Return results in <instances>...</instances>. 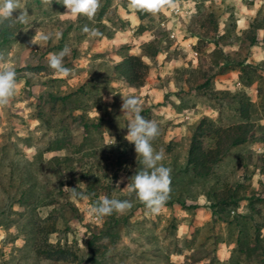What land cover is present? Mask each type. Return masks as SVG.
<instances>
[{
	"label": "rangeland",
	"instance_id": "rangeland-1",
	"mask_svg": "<svg viewBox=\"0 0 264 264\" xmlns=\"http://www.w3.org/2000/svg\"><path fill=\"white\" fill-rule=\"evenodd\" d=\"M127 1L100 0L99 10L106 8L105 12L98 10L92 20H69L58 17L64 6L56 0L52 5L21 0L29 23H15L9 27L13 37L0 42L4 54L0 67L10 65L17 73V92L7 106L0 107V264H264L262 83L257 77L247 78L243 66L237 64L243 55L247 62L264 63V34L255 31L256 44L246 52L242 49L230 63L210 62L212 58L206 55L213 45L196 42L200 33L195 22L187 14L169 17L160 11L142 23L156 30L154 37L160 42L156 57L150 59L139 54V47L130 50L134 33H127L129 38L117 45L104 43V36L116 33L110 27L124 31L125 24L116 20L114 8L116 2ZM214 5L211 0L218 16L217 30H209L207 39L218 41L227 54L239 51L236 29L234 37L221 38L230 21L228 14L234 20L231 7L222 10ZM259 5L246 19L248 24L264 13L262 0ZM104 19L108 23L100 22ZM161 20L163 26L158 25ZM5 23L8 27L9 21ZM84 25L103 35L89 37L82 33ZM173 28L190 30L195 41L189 47L171 45L185 37L177 32L170 39L167 34ZM37 30L52 34L46 44L31 43ZM56 33L62 35L57 38ZM65 45L71 52L63 63L71 73L60 78L48 67L47 57ZM138 54L148 66L142 84L134 86L111 75L113 65L124 55ZM213 90L238 96L212 100L208 92ZM129 94L139 97L145 119L157 123L160 134L152 146L155 151L164 150L161 163L171 169L170 198L158 214H151L125 188L128 178L142 167L134 144L125 139L133 116L121 112V95ZM236 106L247 108L245 117ZM203 116L213 123V133L202 139V147L223 150L210 172L197 176L186 161L193 128ZM114 139V145H107ZM233 139L237 142L232 143ZM55 160L71 163L64 167ZM20 176L24 180L19 183ZM24 182L27 186L21 188ZM71 188L88 198L72 196ZM19 192L27 195L21 203L15 200ZM229 195L238 200L224 205V219H220L211 208L219 211L217 201ZM101 197L127 199L133 206L124 213L98 217L95 224L90 208ZM244 213L253 227L258 224L259 242L246 243L236 252L238 236L254 234L250 222L243 226L244 220L239 219ZM44 221L53 224L46 242L67 246L72 255L49 260L33 252L36 230Z\"/></svg>",
	"mask_w": 264,
	"mask_h": 264
},
{
	"label": "clouds",
	"instance_id": "clouds-1",
	"mask_svg": "<svg viewBox=\"0 0 264 264\" xmlns=\"http://www.w3.org/2000/svg\"><path fill=\"white\" fill-rule=\"evenodd\" d=\"M53 0H42L44 4H51ZM62 4L66 11L61 13V19H76L84 16L88 20H92L101 7L100 0H56ZM175 0H128V7L137 12L150 14H158L165 7H173ZM19 11L18 16L14 17L13 13ZM29 13L27 8L21 3V0H0V24L9 21L8 27H12L15 23L28 24ZM13 18H15L13 20ZM82 33L89 37H100L103 34L96 28H90L84 25ZM51 33L36 31L31 43L41 46L43 42L46 44L51 38ZM62 34L56 33L59 38ZM71 49L68 45L58 53H49L47 57L48 67L60 77H67L71 73V69L63 63L65 56L69 55ZM0 60H4V54L0 53ZM17 73L10 65L0 67V107L7 106L10 100L17 92ZM110 99V98H106ZM122 104L121 112L132 114L127 123V133L125 139L134 144V150L139 157L138 163L142 166L139 171L128 178L126 185L127 195H135L136 199L142 203L151 214H158L167 200L170 198L171 192V169L165 167L161 163L165 158L164 150L155 151L152 141L160 134L159 127L155 121L145 119L141 114V103L138 96L129 94L121 95ZM112 143L107 145H114ZM123 182H117V187ZM72 189V196L87 199L83 193H77L75 188ZM133 206L130 200L109 199L101 197L95 201L90 208V212L96 217L111 215L113 212L124 213Z\"/></svg>",
	"mask_w": 264,
	"mask_h": 264
},
{
	"label": "trees",
	"instance_id": "trees-1",
	"mask_svg": "<svg viewBox=\"0 0 264 264\" xmlns=\"http://www.w3.org/2000/svg\"><path fill=\"white\" fill-rule=\"evenodd\" d=\"M109 1V0H107ZM100 14L102 10H99ZM136 17L140 21L137 25L136 30L141 32L146 29H149L148 25H142L143 21L146 19H149L150 13H144V12H137L134 11ZM228 17L230 18V21L228 24H226L225 29L222 31V36L221 38H226L227 37H234L233 31L236 29V23L235 20L231 21V14H228ZM189 21L190 22H195L196 28L198 29V36L197 41L205 40L206 44L207 43H212L213 47L211 50L208 52L206 55L207 57H210V62H217L218 59H222V62L224 65L230 63V61L233 59V56L240 55L242 49L245 50L254 44H256L257 41V34L255 31H263L262 33L264 34V13L258 17H254L250 23L248 24V30L250 31V36L248 37L247 34L245 33V30H235L240 32L237 35V39H239L237 47L240 49L239 51H232V52H222V50L219 48L218 41L215 39H207L209 35V30H217V14L213 11V8L211 7V0H208V4L204 3V0H198V2L195 5V11L191 13L189 16ZM7 23H3L2 28H0V42L5 41L13 37L14 31L9 29L6 25ZM189 30V29H188ZM190 34V30L188 31ZM264 37V36H263ZM160 50V42L157 41V39L154 37L150 40H147L145 42H142L139 45V54L145 57H148L150 59H153L156 57L158 51ZM86 51H84L85 53ZM138 55H124V57L119 61L116 62L112 69H111V75L117 78L124 79L127 83L132 84L134 86L140 85L143 83L146 72H147V64L142 61L140 56ZM230 56V57H229ZM239 65L243 66L244 73H247V78L252 77H257L260 79L262 83V87H260V95L259 99L264 102V76H261V64L262 66V71H264V63L257 62L251 63L247 62L245 55H243L240 58ZM257 67H260V70H258ZM257 74V76H255ZM207 80H204L203 83H205ZM200 84V83H199ZM198 84V85H199ZM201 85V84H200ZM208 94L213 97L212 100H223L226 98H232L238 96L236 93H231L228 91H223V90H213L212 92H208ZM243 96V95H242ZM63 99V97H60L59 100ZM241 106H236L235 110L238 111L241 117L246 116V109L244 106L240 108ZM245 112V113H244ZM244 113V115H243ZM213 123L211 120H209L206 117H202L198 120L196 123L195 127L193 128V132L191 134L190 138V143L187 151V165L189 168L192 170L194 175H207L210 172V169L212 165H214L219 158L222 155V150L219 149L217 146H214L212 148H203L202 147V139L210 134L213 133ZM221 142H224V140H220ZM233 142H237L235 139L232 140ZM56 161V160H55ZM71 163V160L65 161V164H61L60 162L56 161L57 165H63L64 167L68 166ZM20 180H24L20 176L19 178V183ZM27 186V182H24L21 184V188H25ZM26 194L25 192H19L18 196L15 198V200L19 201L20 203L23 202L26 199ZM238 200V198L232 197V195H229V199L222 198L217 201V203L221 207H218L219 211H216L214 208H211L212 211L217 215L218 218L224 219L222 216L223 210H224V205H232L235 204ZM223 205V206H222ZM248 207H251V201H248L247 203ZM212 212V213H213ZM250 216L247 213H244L242 216H240L239 219H243L242 225L246 226L247 221L250 222L249 219ZM238 219V220H239ZM256 224V223H255ZM260 225V224H259ZM250 226L252 227V230L254 234L248 235L247 238H238L235 240L236 248L235 251L239 252L243 249L244 244L246 243H255L257 244L259 242V236L257 234L258 231V224H256L254 227L252 226L250 222ZM53 231V224L52 223H46L44 221L43 225L36 230V238L33 241L32 244V249L33 252L40 258L42 259H49V260H60L64 259L66 256H70L71 251L70 248L67 246H60V245H53L48 242H46L45 236L46 234L50 233ZM35 233V232H34ZM248 240V242H246ZM87 248L89 249V246L87 245Z\"/></svg>",
	"mask_w": 264,
	"mask_h": 264
},
{
	"label": "crops",
	"instance_id": "crops-1",
	"mask_svg": "<svg viewBox=\"0 0 264 264\" xmlns=\"http://www.w3.org/2000/svg\"><path fill=\"white\" fill-rule=\"evenodd\" d=\"M117 1V0H116ZM250 1V0H249ZM178 2V3H177ZM198 2V0H175V7L179 9V14H177L175 17H183L184 14H189L193 13L195 11V5ZM214 2V7L222 9L224 6L228 5L231 7V13L234 17L235 23H236V29L237 30H245L248 28V23H247V18H251L254 13H255V6H257L261 3V0H254V4L248 5L246 0H213ZM263 5H264V0H262ZM204 3H208V0H204ZM260 6V5H259ZM264 7V6H263ZM106 8H101L102 12H105ZM223 10V9H222ZM66 8L63 7L62 10L57 14L58 17L61 19V13L65 12ZM108 11V10H106ZM161 11H164L163 9ZM114 13L116 14V20L121 19L124 22V31H118L120 28L117 29V26L110 27L111 30L115 31L116 33L110 37L104 36V43L109 44V45H117V43H122L124 42V39H128L129 37L127 36V33H134L136 36V39L133 38L134 46L132 45L130 47V50H138L139 45L142 42L147 41L148 39H151L155 36L156 30L152 29H146L144 31L136 32V28L138 23L140 22L138 18L136 17L134 10L130 9L128 7V1L125 3H117L115 4L114 8ZM252 15V16H251ZM83 18L84 16H79ZM67 19V18H66ZM69 20H72L68 18ZM101 23H108L107 19L100 20ZM106 25V24H105ZM123 30V29H122ZM174 33H182L185 37H178L180 38L179 40L172 41L171 45H176L179 43V45H185V44H192L195 39L194 37L189 33V32H184V30H178L176 28L172 29ZM260 33L262 34L263 31L259 30ZM122 39V41H119ZM264 43V42H261ZM255 45V44H254ZM87 53V52H86ZM262 59V58H261Z\"/></svg>",
	"mask_w": 264,
	"mask_h": 264
},
{
	"label": "built area",
	"instance_id": "built-area-1",
	"mask_svg": "<svg viewBox=\"0 0 264 264\" xmlns=\"http://www.w3.org/2000/svg\"><path fill=\"white\" fill-rule=\"evenodd\" d=\"M164 12H166V14H168L167 16L169 17H175L177 14H179V9L177 7H175V5L173 7H165L163 8ZM164 22L161 20L158 22L159 26H163ZM168 37L170 39H174L175 38V33L173 30H170V32L167 34ZM188 47L190 44H186ZM236 85H239V82H236ZM91 220L94 221L95 224H98V217H96L95 215L91 216Z\"/></svg>",
	"mask_w": 264,
	"mask_h": 264
}]
</instances>
